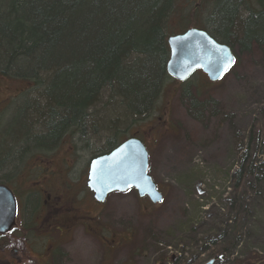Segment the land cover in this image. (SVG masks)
<instances>
[{
	"label": "rangeland",
	"instance_id": "rangeland-1",
	"mask_svg": "<svg viewBox=\"0 0 264 264\" xmlns=\"http://www.w3.org/2000/svg\"><path fill=\"white\" fill-rule=\"evenodd\" d=\"M247 8L241 9L245 10L243 19ZM167 32L168 36L183 32L177 19L170 22ZM233 52L236 64L220 82L210 83L202 72L185 83L167 80L155 109L136 125L116 133L117 144L137 138L146 145L149 174L164 200L154 205L134 191L108 197L104 218L99 220L125 238L133 232L128 237L132 245L118 249L113 256L116 262L108 264H165L167 255L182 259L181 264H205L218 254L221 259L215 264L252 259L264 264V183L259 184L256 177L239 183L236 175L253 131L261 137L258 148L251 147L246 164L253 159L257 168L264 165V53L257 49L243 52L237 46ZM28 87V83L0 77L2 164L9 150L12 158L23 146L37 147L43 142L33 140L37 128L30 132L29 101L19 96ZM189 92L204 101L203 112L191 107ZM90 130L86 139L63 137L52 151L31 148L3 170L0 181L16 186L30 164L51 169L56 161L57 172L63 174L70 166V177L86 176L92 157L113 138L103 131L102 137H96ZM37 175L36 169L32 179ZM235 200L239 205L231 208ZM78 238L70 237L66 255L60 251V263L104 264L101 244Z\"/></svg>",
	"mask_w": 264,
	"mask_h": 264
},
{
	"label": "trees",
	"instance_id": "trees-1",
	"mask_svg": "<svg viewBox=\"0 0 264 264\" xmlns=\"http://www.w3.org/2000/svg\"><path fill=\"white\" fill-rule=\"evenodd\" d=\"M218 1L0 0V77L29 84L26 92L32 98L25 90L19 96L29 101L30 132L37 128L33 140L43 141L37 147L29 144L25 152L52 151L65 136L86 139L91 128L96 137L102 131L113 137L92 159L117 148L116 133L147 117L171 79L166 73L171 36L166 31L173 19L179 21L180 34L200 29L233 50L264 53V1ZM245 5L249 18L242 20ZM189 95L191 107L202 111L204 101ZM250 136L236 175L239 183L256 177L262 185L264 165L257 168L253 159L246 164L261 135L253 131ZM25 152L11 158L9 150L6 163L0 161V174Z\"/></svg>",
	"mask_w": 264,
	"mask_h": 264
},
{
	"label": "flooded vegetation",
	"instance_id": "flooded-vegetation-1",
	"mask_svg": "<svg viewBox=\"0 0 264 264\" xmlns=\"http://www.w3.org/2000/svg\"><path fill=\"white\" fill-rule=\"evenodd\" d=\"M49 160L52 163V159ZM92 160L86 176L78 180L69 176L70 166L63 174L57 172L56 161L51 169L30 164L16 186L5 183L15 197L17 214L13 228L0 235V264H61L60 251L66 253L68 241L75 235L81 237L78 238L81 241L92 239L100 243L104 264L116 262L114 253L123 246L132 245L133 240L128 237H132L133 232L125 238L121 233H113L99 220L104 218L107 200L97 202L88 187ZM36 169L38 175L32 179ZM95 210L97 213L93 214ZM181 260L167 255L165 264H181ZM210 261L212 259L205 264Z\"/></svg>",
	"mask_w": 264,
	"mask_h": 264
},
{
	"label": "water",
	"instance_id": "water-1",
	"mask_svg": "<svg viewBox=\"0 0 264 264\" xmlns=\"http://www.w3.org/2000/svg\"><path fill=\"white\" fill-rule=\"evenodd\" d=\"M170 58L168 76L186 82L202 71L211 82L221 80L235 63L229 46L219 44L206 31L189 29L168 38ZM149 153L144 143L131 138L111 153L91 161L88 187L95 200L104 203L114 193L134 190L140 198H148L154 205L163 202V195L149 174ZM17 205L12 191L0 184V235L7 234L15 225ZM212 260L207 264H214Z\"/></svg>",
	"mask_w": 264,
	"mask_h": 264
},
{
	"label": "bare ground",
	"instance_id": "bare-ground-1",
	"mask_svg": "<svg viewBox=\"0 0 264 264\" xmlns=\"http://www.w3.org/2000/svg\"><path fill=\"white\" fill-rule=\"evenodd\" d=\"M241 9H242V8H241ZM244 11H245V10H244ZM244 11H243V10H240V15H241L242 12H244ZM248 18H249V12H248L247 17L244 18V19L246 20V19H248ZM242 20H243V18H242ZM166 35H167V31H166ZM168 38H169V37H168ZM168 38H167V41H168ZM167 44H168V42H167ZM168 46H169V44H168ZM229 47H230V46H229ZM230 48H231V47H230ZM231 50H232V53H233V55H234V57H235V63H234V65H233V67H234L235 64H236L237 58H236V56H235V54H234V52H233L234 50H233L232 48H231ZM169 58H170V48H169ZM233 67H232V68H233ZM232 68H231V69H232ZM231 69L228 71V73L231 71ZM166 73H167V67H166ZM228 73H227V74H228ZM227 74H226V75H227ZM193 75H194V74H193ZM226 75H225V76H226ZM225 76H224V77H225ZM224 77H223V78H224ZM207 78H208V77H207ZM223 78H222V79H223ZM222 79H221V80H222ZM208 80H209V78H208ZM221 80H219L218 82H220ZM209 82L212 83V84L218 83V82H211L210 80H209ZM21 152H22V153L25 152V148H24V150L22 149ZM25 153H26V152H25ZM25 153H24V154H25ZM149 162H150V160H149Z\"/></svg>",
	"mask_w": 264,
	"mask_h": 264
}]
</instances>
